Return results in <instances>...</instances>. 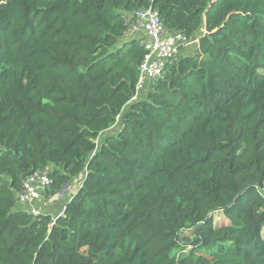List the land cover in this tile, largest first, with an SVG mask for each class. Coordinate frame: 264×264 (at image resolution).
Segmentation results:
<instances>
[{
	"label": "trees",
	"instance_id": "obj_1",
	"mask_svg": "<svg viewBox=\"0 0 264 264\" xmlns=\"http://www.w3.org/2000/svg\"><path fill=\"white\" fill-rule=\"evenodd\" d=\"M150 4L198 41L133 98ZM0 264H264V0H0Z\"/></svg>",
	"mask_w": 264,
	"mask_h": 264
},
{
	"label": "built area",
	"instance_id": "obj_2",
	"mask_svg": "<svg viewBox=\"0 0 264 264\" xmlns=\"http://www.w3.org/2000/svg\"><path fill=\"white\" fill-rule=\"evenodd\" d=\"M131 17L124 32L125 37H135L144 50L138 64L135 98L159 79L166 64L171 62L178 51L189 45L196 48L198 39H188L181 32H168L157 9L151 4L136 9ZM50 183L47 166L34 170L23 179L22 189L16 195L17 203H32L34 200L40 203ZM29 210L34 215L39 214L38 206L30 205Z\"/></svg>",
	"mask_w": 264,
	"mask_h": 264
},
{
	"label": "rangeland",
	"instance_id": "obj_3",
	"mask_svg": "<svg viewBox=\"0 0 264 264\" xmlns=\"http://www.w3.org/2000/svg\"><path fill=\"white\" fill-rule=\"evenodd\" d=\"M74 183H75V180H74ZM76 183H77V181H76ZM65 189H67V185H64L63 188L56 194V196L60 195V193ZM66 195H67V193L64 191L62 199H59L58 197H60V196H58V197H56L55 201L54 200L52 201V198H53L52 197V198H50L49 203L52 204L54 206V208H56L59 205L58 202L62 203L64 201V199H65L64 197H66ZM214 218H215L216 223L226 221L225 219H223V217L220 213H217L214 216Z\"/></svg>",
	"mask_w": 264,
	"mask_h": 264
},
{
	"label": "crops",
	"instance_id": "obj_4",
	"mask_svg": "<svg viewBox=\"0 0 264 264\" xmlns=\"http://www.w3.org/2000/svg\"><path fill=\"white\" fill-rule=\"evenodd\" d=\"M192 47V49H194V46L193 45H189V46H185V48L184 49H186V48H191ZM72 181H70L68 184H65V185H67V189H65L64 191L67 193V197L64 199V201H63V204H64V202L66 201V199L67 198H70L71 196H72V193L76 190V183H71ZM64 191H62L61 193H60V195H58V196H60V197H58L59 199H62V197H63V194H64ZM48 207L50 208V207H53V205L52 204H48ZM51 209V208H50ZM55 209L56 208H54L53 207V211H55ZM56 213V212H55ZM54 213V214H55Z\"/></svg>",
	"mask_w": 264,
	"mask_h": 264
}]
</instances>
